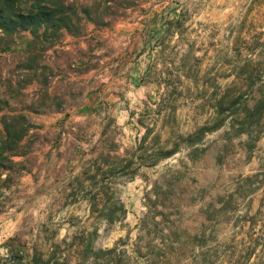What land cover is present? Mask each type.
Returning a JSON list of instances; mask_svg holds the SVG:
<instances>
[{
    "label": "rangeland",
    "instance_id": "rangeland-1",
    "mask_svg": "<svg viewBox=\"0 0 264 264\" xmlns=\"http://www.w3.org/2000/svg\"><path fill=\"white\" fill-rule=\"evenodd\" d=\"M65 1L74 33L85 19L128 20L123 30L134 37L125 69L134 79L141 70V91H131L127 118L115 109L100 154L60 183L47 213L35 212L43 208L36 202L17 210L11 186L22 165L2 176L0 264H264V0ZM33 2L15 0L14 9ZM0 31V44L13 34ZM92 63L99 68V59ZM138 120L151 129L148 153L164 140L172 147L178 133L211 130L200 150L182 142L150 165L140 158ZM86 130L79 124L76 133L84 139ZM123 156L133 161L129 174L90 179L96 161L108 169ZM107 183L101 191L111 198L101 194L93 206L92 192Z\"/></svg>",
    "mask_w": 264,
    "mask_h": 264
},
{
    "label": "crops",
    "instance_id": "crops-1",
    "mask_svg": "<svg viewBox=\"0 0 264 264\" xmlns=\"http://www.w3.org/2000/svg\"><path fill=\"white\" fill-rule=\"evenodd\" d=\"M85 20L78 33L43 25L15 32L0 44V97L10 103V111L0 114L27 120L20 151L12 154L22 165L11 186L20 194V212L36 202L43 208L35 212L47 213L60 183L73 182L100 154L115 109L127 118L131 91H141V70L134 79L125 69L134 37L123 30L128 20L105 25ZM63 43L67 48H60ZM110 43L120 50L109 49ZM98 59L99 68L92 63ZM79 124L87 127L84 139L76 133Z\"/></svg>",
    "mask_w": 264,
    "mask_h": 264
},
{
    "label": "trees",
    "instance_id": "trees-1",
    "mask_svg": "<svg viewBox=\"0 0 264 264\" xmlns=\"http://www.w3.org/2000/svg\"><path fill=\"white\" fill-rule=\"evenodd\" d=\"M15 0H0V28L7 33H14L21 30L28 29H36L43 25H48L53 28V30L57 31L61 28H66L70 32H74L69 23H67V19L71 18L68 15L69 4L66 3L65 0H34L33 6L28 11H17L14 9ZM4 104L3 107H0V111L5 108L8 103H0ZM138 122L142 125V120H138ZM27 120L24 115L12 116L8 114H4L0 116V189L4 184V180H2V176L13 166L15 163L12 159V154L17 153L20 150V142L27 130ZM145 132L140 139L139 149L144 151V154L140 157L141 160L150 165H155L158 162L170 158L175 155L182 144V142L186 143V145L191 146L193 150H200L201 148L197 147L199 143H203L204 138L211 130L207 126H203L198 128L195 132L184 135L182 133L177 134V139L172 143V147L168 148L165 143L166 140L162 141L161 147L156 152L148 153L146 148V143L151 133V129L149 126H145ZM159 141H161L160 136H157ZM120 160L118 162V167H108V169H104L101 166L100 161H96L95 164L97 168L95 172L90 176V179H97L101 177L102 181H108L113 178L116 173L120 174H129L128 170L131 168L129 164L133 161H130L126 158V156L118 157ZM121 162H126L127 165L120 164ZM131 177H135L137 175V169H132ZM103 189H110L108 183L107 185H103L100 187L98 191L92 192V200H94L93 206L96 204L95 201L99 198L101 194H107L110 198L111 195L108 194V191H101ZM122 216L126 214V209L123 205L119 208ZM117 209H110L107 215L108 221H114L116 218Z\"/></svg>",
    "mask_w": 264,
    "mask_h": 264
},
{
    "label": "built area",
    "instance_id": "built-area-1",
    "mask_svg": "<svg viewBox=\"0 0 264 264\" xmlns=\"http://www.w3.org/2000/svg\"><path fill=\"white\" fill-rule=\"evenodd\" d=\"M68 45H69L68 43H63V44H61L60 48H67Z\"/></svg>",
    "mask_w": 264,
    "mask_h": 264
}]
</instances>
